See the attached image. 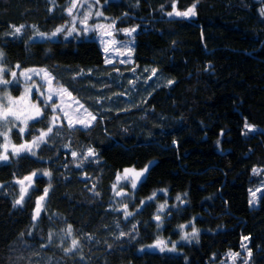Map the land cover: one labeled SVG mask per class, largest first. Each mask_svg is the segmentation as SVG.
Here are the masks:
<instances>
[{"label":"trees","instance_id":"trees-1","mask_svg":"<svg viewBox=\"0 0 264 264\" xmlns=\"http://www.w3.org/2000/svg\"><path fill=\"white\" fill-rule=\"evenodd\" d=\"M69 1L0 0L2 66L45 68L96 116L90 128L62 123L35 156L0 164V264H26L24 258L32 259L27 264H210L240 252L242 237H249L252 253L247 264H264V0L108 1L102 12L114 21L115 37L136 28L132 64H105L94 36L36 41L38 32L68 21ZM193 4L189 19L167 15L173 5L182 12ZM20 25L23 35L8 37ZM149 68L168 85L146 82ZM133 74L141 81L130 87ZM45 116L29 124L25 139L46 130L48 108ZM11 138L21 140L18 131ZM88 148L96 155L72 164L69 151ZM150 164L133 191V215L123 219L113 209L115 179L123 169ZM33 172L32 181L16 183ZM30 182L14 206L20 186ZM260 187L251 209L249 191ZM45 188L43 214L33 221ZM164 190L170 208L159 229L155 204L143 201ZM189 222L202 230L196 242L170 254L143 250L158 238L177 240L176 226ZM69 225L71 237L64 231ZM73 238L80 247L66 255Z\"/></svg>","mask_w":264,"mask_h":264},{"label":"rangeland","instance_id":"rangeland-1","mask_svg":"<svg viewBox=\"0 0 264 264\" xmlns=\"http://www.w3.org/2000/svg\"><path fill=\"white\" fill-rule=\"evenodd\" d=\"M108 1H118V0H104L103 2L99 0V3H97V0H70L69 3L67 4L66 8H65V11H64L65 15L67 16L68 21L65 22L63 25L59 26V27H64V31L62 33L57 34V36L52 37L51 39H47V38L42 37L38 34L35 35L34 39H36V41L41 42V41H45V40L57 41L60 38L68 39V38H71L74 36H76L78 38L94 36L95 40L98 42V45L100 46V48L103 52L105 64H113L115 62H117L119 64H132L133 63V52H134V40H133L134 33H132V35L129 36V35L125 34L123 31H121L120 34L123 35L125 39L121 40V39H118L117 37H115L114 21H112L110 17L105 16L102 12L103 6L106 3H108ZM51 2L53 3L54 0H51ZM73 3H75V5H76L75 7H72ZM262 7H264V4L261 6V8ZM52 8H53V5H52ZM69 8H72V15L71 16L68 14ZM97 12L102 13V15L97 16L96 15ZM191 17H193V16H191ZM191 17H188L186 19H189ZM25 27L22 29L21 34L18 35L17 37L23 35ZM31 27H34V26H31ZM73 28H75V31L72 32L71 36H68L67 33L69 31H71ZM12 29H13V27H12ZM53 31H51L49 34H47V33H44V34H45V36H51V33ZM11 33H12V31L10 32L9 35L7 33L6 36L8 35V37H10V38L16 37V36L12 35ZM113 41H115L116 43H113ZM129 41H131V43H128ZM106 60H111L112 62L106 63ZM129 60L131 61V63H121V61H129ZM1 61L2 60H0V66H2ZM29 69H32L35 71L29 72L28 71ZM41 70H43V71H41ZM15 71L17 72L19 83L13 82L12 84H9L6 88L7 92L10 94V96L13 98V100H18L20 96L25 95V87L26 86L29 87L31 90L29 97H28L30 102H35L37 100V98L43 99V97L40 96V93L43 92L45 95H47L49 89H51L53 92L58 91L60 89H65L66 91L61 92V94L59 96H53V101L56 102L57 104H59V106H60L57 109V113H56L57 115L60 116V121H58L57 123L58 124L64 123L68 127V122L63 116V112L61 111V109H62L64 112H68L69 115L72 116L73 122L75 124L74 128L85 129L81 125L75 123V118H76V116L80 115L81 113H84V109H87V108L78 99L74 98L66 88L59 86L55 82L54 77L45 68L34 67V68H28L25 70H20L17 68V69H15ZM20 72H25L26 75L31 77V79L25 81V78L19 75ZM45 72L49 74L50 78H52V84L51 85L48 84V78L49 77H45ZM157 74L158 73L156 72L155 75H152V69L149 68V70L147 71V78L145 79V81L146 82L153 81V83L156 87L168 85L167 83L162 82L160 80V76ZM5 75H6V78L11 79L10 72L7 71L5 73ZM133 77H134V79L129 84L130 87H134L139 81H141V78L139 75L133 74ZM37 89H39V91H37ZM3 91H4L3 87L0 86V96H3ZM14 91H17L16 94L14 93ZM77 101L79 102V104H82L84 106V108H81L79 112L75 111L78 107V105L76 103ZM101 104H102V102H101ZM17 107L18 108H26L27 105H25V104H23V102H21V104L17 105ZM48 110L50 111V118H49V121H50L52 113H51L50 108H48ZM88 112H90V111L88 110ZM27 114L28 113H26L25 115H27ZM23 118L24 117H22V119ZM95 121L91 122L92 126L95 123ZM32 122H34V121L33 120L28 121L29 124ZM19 126H23V125L20 124ZM49 126H51V125L49 124ZM74 128H72V129H74ZM87 128H90V127H87ZM4 130L5 129L0 128V131H4ZM13 131H18V129L17 128L12 129V131L10 133V138H11V134ZM39 133L40 132H38L37 135H33L28 140L24 138V134L22 136L19 134L20 139H21L19 143H15L11 138V144L9 145V151H8V155L10 158L7 162L0 161V164L9 163L21 155L32 156L31 154H29L27 152H22L18 156H12V154H11L12 145H20V144L25 143V142H31V140L34 139L36 136H38ZM49 136H50V134H49ZM0 138H1L0 144H2L4 142V140H3L2 136H0ZM48 138L49 137H47L46 139L48 140ZM42 144H44V143H42ZM42 144H40V146ZM37 149L38 148H34V151H37ZM0 152H3V148H0ZM72 152L73 151H69L68 157H70V159L72 160V164H74L76 166L79 162H81V160L83 159V156L86 154L87 151H83V152L82 151H75L78 153V156L76 158L72 157V155H71ZM151 165L152 164L148 165L147 169ZM126 169H132V168H126ZM126 169H123L122 172H120L117 175V177L115 179L114 186H113V194L114 195H116L117 192H120L121 194L127 193V195L125 197H121L120 199H117L115 197V199L113 201V209H115V210L116 209H123L124 205L127 204V210L129 211L128 206H129L131 199L133 197V191H135V189H136V188L133 189L131 187V183L133 181H135L136 185L138 186V184L142 181V179L144 178V176L146 174V172H145L142 177L136 178L134 173H129L128 175H125ZM143 170L144 169L135 170V172H140ZM0 187H2V185H0ZM32 187H33L32 182H30L29 184H26L27 193H28V191H30V189ZM20 189H21V186L19 188V191H20ZM259 189H261V191L257 192V194H256L258 197L257 202L255 204H251V205L249 204V207L251 209L258 207V200H259L260 195L262 194L263 187H260ZM255 190H253V191H255ZM161 193H163V197L161 199H159L160 200L159 201L158 196ZM164 196H165V191L164 192L162 191V192H159L158 194L150 197L149 199L143 201V205L148 204L150 202H153L155 204L156 213L154 214V217L159 215L162 218L163 215L166 213V211L170 208V205L168 204V202L166 200L162 201ZM176 197L172 200L173 203L175 204L174 206L171 207V210L173 212H175L177 210V203L179 201L176 199ZM248 197H249V200L252 198L250 191H249ZM128 200H130V201H128ZM165 203L167 206L164 208L163 211H160L159 210L160 205L165 204ZM121 213H122L123 219H127V218L131 217V216H129V217L125 218L123 215V211H121ZM42 214H43V212H42ZM42 214H41V216H42ZM154 217L152 220H154ZM161 223L162 222L159 223V229L162 227ZM156 224L158 225V223H156ZM181 225H187V227H185L182 231ZM181 225L176 226V228H175L176 231L178 232L177 240L173 241V240H171V238H158L155 241H153L152 243H150L149 245L143 247V250L170 254V253L177 252V248L179 247L180 244L185 245V244L196 242L197 239H192L191 242L181 239V236L183 234L190 233L192 231V228L194 226L193 223L189 222V223L181 224ZM196 229L198 230L199 234L202 232V230H200L198 228H196ZM157 241L165 242V244L167 245L165 251H160L159 247H152L153 245L157 244ZM173 244H175L176 250L175 251H168L167 248H171ZM244 244H246L247 249H249L248 248L249 239L245 241V240H243V237H242L241 238V249H240L241 254H240V252H237V251H228L226 254L225 260H222L220 262H213L210 264H236V263H238L236 261L238 258L241 260L239 264H245V261H248L249 256H248V251L243 247ZM229 253H239V256L232 258L231 256H229ZM24 259H25L26 264L32 260L29 258L28 259L24 258ZM18 264H20V263H18Z\"/></svg>","mask_w":264,"mask_h":264},{"label":"snow or ice","instance_id":"snow-or-ice-1","mask_svg":"<svg viewBox=\"0 0 264 264\" xmlns=\"http://www.w3.org/2000/svg\"><path fill=\"white\" fill-rule=\"evenodd\" d=\"M97 3H99V0H97ZM75 3H73L72 7H75ZM196 5L193 4L191 7H189L186 11H177L175 8V5H173V11L167 13L168 16H180V17H191V16H195L196 15ZM68 14L71 16L72 15V8L68 9ZM97 16L102 15V13L97 12L96 13ZM260 15L264 16V7H262L260 9ZM24 25H20V26H13L12 29V35L14 36H18L21 34L22 29L24 28ZM64 31V27H57L52 33L51 36H45L44 33H37L38 35L45 37L47 39H51L52 37L57 36V34L62 33ZM75 31V28H73L71 31H69L67 33L68 36L72 35V32ZM125 34L131 36L132 33H134L136 31V28H131V29H123L122 30ZM113 43H116L115 41H113ZM128 43H131V41H129ZM4 53L3 51H0V60L3 59ZM111 60H106V63H111ZM121 63H131V61H121ZM17 68H19V65L16 66ZM8 70L5 69L3 66H0V86L3 87L4 91H3V96H0V128L5 129L4 131H0V136L3 137L4 142L2 144H0V148H3V152H0V161H5L7 162L9 160V155H8V151H9V145L11 144V138H10V133L12 131L13 128H17L18 129V133L22 136L27 129H29L30 125L28 123L29 120H33V121H39V122H43V119H46L47 117L45 116V109L50 108L51 109V120L49 121V124L51 126H48L46 128V130L40 131L39 135L36 136L34 139L31 140V142H25L22 143L20 145H12V156H18L20 155L22 152H27L29 154H31L32 156L36 155V151H34V148H39L40 144L42 143H47V137H49V134L53 133L54 127H60L62 126L61 124H58L57 122L60 121V116L57 115V109L60 107L59 104H57L56 102L53 101V96H59L61 94V92H65V89H60L58 91L53 92L51 89H49L47 95H45L43 92L40 93V96L43 97V99L37 98V100L35 102H30L28 97L30 94V88L29 87H25V95H22L19 97L18 100H13V98L10 96V94L7 92L6 88L9 84H12L13 82L19 83L18 80V76H17V72L15 70H11L10 71V76L11 79L6 78L5 73ZM29 72H34L35 70L29 69ZM43 71V70H41ZM134 71V69H133ZM156 69H152V75L156 74ZM20 76L25 78V81L30 80L31 77L26 75L25 72H20L19 73ZM45 77H49V74L45 72ZM173 83V81H169V84ZM48 84L51 85L52 84V78H48ZM37 91H39V89H37ZM70 95V94H69ZM6 101V102H5ZM21 102H23V104L27 105L26 108H18L17 105L21 104ZM78 107L75 110L76 112H79L81 108H84V106L82 104H79V102H76ZM61 111L63 112V116L64 118L67 120L68 122V127L69 129H72L75 127V124L73 122V118L71 115H69L68 112H64L62 109ZM26 113H28L27 115H25ZM86 114V115H85ZM22 117H24L22 119ZM90 118V119H89ZM96 120V116L91 113L88 112L87 109H84V113H81L80 115L76 116L75 118V123L81 125L84 128L87 127H91L92 124L91 122ZM20 124H22L23 126H19ZM31 127H35V125H31ZM245 128L248 131H253V127L251 125H248L247 123L245 124ZM59 134V133H57ZM65 147H68V145H65ZM73 158H76L78 156V153L73 151L71 153ZM96 153L92 148H88L86 154L83 156V159L81 160L80 164H77V167H80L81 164L83 163L84 160H87L89 157H93L95 156ZM147 172V168H145L143 171L140 172H135L134 169H126L125 170V175H128L129 173H134L136 178L142 177L144 175V173ZM253 173L256 174L257 170L253 169ZM37 173L33 172L31 175L26 176L24 178V180H17L16 183L20 184V185H24L25 181H32L33 177L36 176ZM44 176H51V173L49 171H44L43 172ZM136 183L135 181H133L131 183V187L133 189L136 188ZM51 187V185H49V188ZM49 188H45L44 189V194L41 195L39 197V199L36 201V208H35V214L33 215V220H36L39 216V213L41 211V202L47 197L48 195V191ZM166 191V190H164ZM261 191V189H256L255 191L250 189V193H251V199L249 200V204H255L257 202V192ZM27 193V188L26 187H21L20 189V196L17 200H15L14 206L16 205H21L22 202L24 201L25 198V194ZM117 196L121 195L120 192L116 193ZM155 195V194H153ZM177 200H181V197L177 196L176 197ZM183 202V201H182ZM166 203L165 204H161L160 205V211H163L164 208L166 207ZM117 211H123V215L125 218L133 215V213L129 212L127 210V204L124 205L123 209H116ZM154 219L158 222V226H159V221L161 220V217L159 215H157L156 217H154ZM187 227V225H181V230L183 231V229ZM133 228H135V225H133ZM66 236H73V229L71 227V225H69L67 227V229L64 230ZM29 235H31V233H29ZM53 235H55V233H50L49 234V243L52 242V237ZM124 235V233H121L120 236L122 237ZM198 236H199V232L198 230L193 226L192 231L190 233H185L181 236L182 240L185 241H189L191 242L192 239H197L198 240ZM119 238V237H118ZM249 237H243V240H248ZM43 247H47V245H42ZM80 247V241L76 238H73L71 240V246H66L63 248L65 254H69V253H73L75 252L78 248ZM152 247H159L160 251H165L167 245L165 244V242L163 241H157L156 245H153ZM243 247L248 251V256L251 257V250L247 249V245L244 244ZM168 251H175L176 250V246L175 244L172 245L171 248H167ZM229 256H231L232 258H235L236 256H239V253H229ZM81 259H83V257H80ZM245 264H247V261H245Z\"/></svg>","mask_w":264,"mask_h":264},{"label":"water","instance_id":"water-1","mask_svg":"<svg viewBox=\"0 0 264 264\" xmlns=\"http://www.w3.org/2000/svg\"><path fill=\"white\" fill-rule=\"evenodd\" d=\"M22 180H24V179H22ZM27 182H28V181H25V183H27ZM25 183H24V184H25ZM19 185H20V184H19ZM21 186H23V185H21ZM126 194H127V193H123V194L117 196V198H120L122 195H123V196H126ZM43 201H44V200H43ZM43 201L41 202V206H42ZM40 213H41V211H40ZM40 213H39V216H40ZM34 214H35V210L33 211V215H34ZM39 216H38V218H37L36 220H33V221H37V220L39 219ZM32 219H33V217H32ZM161 220H162V219H161ZM161 220L159 221V223L161 222ZM155 222L158 223L156 220H155Z\"/></svg>","mask_w":264,"mask_h":264}]
</instances>
